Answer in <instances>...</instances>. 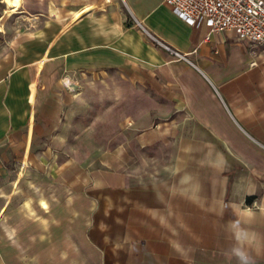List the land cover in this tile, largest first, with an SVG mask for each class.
<instances>
[{
  "label": "crops",
  "instance_id": "0c3cea01",
  "mask_svg": "<svg viewBox=\"0 0 264 264\" xmlns=\"http://www.w3.org/2000/svg\"><path fill=\"white\" fill-rule=\"evenodd\" d=\"M111 74L133 86L131 125L85 151L68 113L84 78ZM133 154L169 157L142 179ZM12 163L86 201V264H264V47L164 0H0V175ZM7 246L0 264H30Z\"/></svg>",
  "mask_w": 264,
  "mask_h": 264
},
{
  "label": "rangeland",
  "instance_id": "374dc122",
  "mask_svg": "<svg viewBox=\"0 0 264 264\" xmlns=\"http://www.w3.org/2000/svg\"><path fill=\"white\" fill-rule=\"evenodd\" d=\"M8 1L17 5L19 0ZM8 18L12 23L6 30H22L21 16ZM82 85L79 104L68 113L69 126L71 123L72 129L78 130L81 136L73 140V145L85 151H100L113 144L104 135L118 130L116 120L120 119L122 126L130 127L135 109L133 86L129 80L122 83L118 76L112 74L94 80L84 78ZM120 85L121 90L118 89ZM118 99L126 100V106L119 107ZM92 121L95 123L89 134L93 137L90 138L86 136V127ZM77 157L88 163L95 156L82 153ZM133 157L132 163L139 160V165H142L139 177L148 179L160 172L161 165L167 163L169 156L133 154ZM1 208L0 238L8 244L4 253L9 258L26 259L30 264L44 261L48 264H86V201L79 197L72 199L66 189L56 185L37 166L23 168L12 163L6 167L0 175Z\"/></svg>",
  "mask_w": 264,
  "mask_h": 264
},
{
  "label": "built area",
  "instance_id": "2783aa9c",
  "mask_svg": "<svg viewBox=\"0 0 264 264\" xmlns=\"http://www.w3.org/2000/svg\"><path fill=\"white\" fill-rule=\"evenodd\" d=\"M109 2V0H106ZM174 15L185 23L210 32L231 31L240 42L264 47V0H164ZM140 30L175 58L183 55L163 44L140 24Z\"/></svg>",
  "mask_w": 264,
  "mask_h": 264
},
{
  "label": "clouds",
  "instance_id": "9594fccd",
  "mask_svg": "<svg viewBox=\"0 0 264 264\" xmlns=\"http://www.w3.org/2000/svg\"><path fill=\"white\" fill-rule=\"evenodd\" d=\"M236 255L239 256L242 260H244L245 258L243 257V254L239 252V250H234Z\"/></svg>",
  "mask_w": 264,
  "mask_h": 264
}]
</instances>
